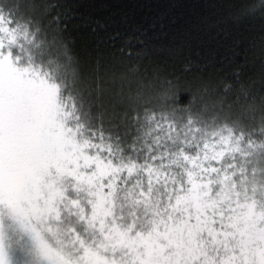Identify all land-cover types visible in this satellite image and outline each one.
<instances>
[{"label": "snow or ice", "instance_id": "obj_1", "mask_svg": "<svg viewBox=\"0 0 264 264\" xmlns=\"http://www.w3.org/2000/svg\"><path fill=\"white\" fill-rule=\"evenodd\" d=\"M94 6L0 0V264H264V72L188 87Z\"/></svg>", "mask_w": 264, "mask_h": 264}, {"label": "trees", "instance_id": "obj_2", "mask_svg": "<svg viewBox=\"0 0 264 264\" xmlns=\"http://www.w3.org/2000/svg\"><path fill=\"white\" fill-rule=\"evenodd\" d=\"M94 5L81 10L85 18L109 20L128 36L145 30L142 39L153 59L181 75L188 87L231 79L236 71L259 81L264 72V20L236 19L226 0H94ZM90 39L81 29V45ZM186 64L191 72H183Z\"/></svg>", "mask_w": 264, "mask_h": 264}]
</instances>
